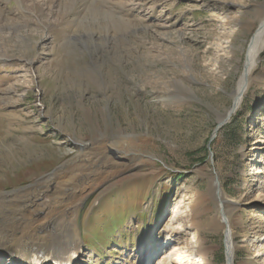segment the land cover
<instances>
[{"label":"rangeland","instance_id":"rangeland-1","mask_svg":"<svg viewBox=\"0 0 264 264\" xmlns=\"http://www.w3.org/2000/svg\"><path fill=\"white\" fill-rule=\"evenodd\" d=\"M96 2L54 13L0 0V195L50 181L82 154L79 140L146 135L144 161L78 208L80 242L102 246L80 243L73 264H175L196 238L224 264L215 178L229 201L234 264H264V46L240 105L220 122L264 0ZM199 195L209 199L192 228Z\"/></svg>","mask_w":264,"mask_h":264},{"label":"bare ground","instance_id":"bare-ground-1","mask_svg":"<svg viewBox=\"0 0 264 264\" xmlns=\"http://www.w3.org/2000/svg\"><path fill=\"white\" fill-rule=\"evenodd\" d=\"M27 1H30V4L26 5ZM14 2L17 10H26L29 6L36 8L38 4L37 7L42 10L47 5L51 6L49 11L55 13L57 11L55 8L59 5L68 11L81 7L90 10L96 0H14ZM80 2L84 4L81 5ZM52 7L55 8L52 9ZM34 13L40 18L36 11ZM99 14L101 15L100 11ZM113 18H115L114 15ZM226 22L222 23L223 29L227 28ZM19 28L18 25L13 28L15 33L22 32ZM263 46L264 16H261L247 47L244 70L233 93V105L220 122L226 121L228 115H231L240 105ZM226 47L222 45V48ZM121 135L113 140L104 137L96 138L92 142L79 140L82 154L62 164L59 171L56 169L49 174L50 181H40L18 192L0 195V264H34L30 259L33 253H41L49 262L61 260L75 248L79 243L76 214L87 194L144 161L142 150L150 138L137 134ZM61 171L63 172L60 173ZM212 190L218 196L220 202L218 204L221 207L219 219L226 232L224 241L226 262L224 264H234L237 244L234 240L235 234L230 223V216L225 210L229 201L223 196V189L218 178H215ZM208 199L201 195L197 197L193 211L191 208V213L187 215L189 227L195 228L197 216L202 209L206 210L204 204ZM194 242V245L188 247L189 252L190 249L192 250L190 254L193 256L190 257L188 252L186 255L179 256V260L173 258L171 261L182 264L185 258L196 259L194 261L200 264H214L212 262L214 245L210 246L198 238ZM175 255L178 257L179 254Z\"/></svg>","mask_w":264,"mask_h":264},{"label":"trees","instance_id":"trees-1","mask_svg":"<svg viewBox=\"0 0 264 264\" xmlns=\"http://www.w3.org/2000/svg\"><path fill=\"white\" fill-rule=\"evenodd\" d=\"M123 218V216L121 217V219ZM89 223V220L87 221V223L85 224V225H87ZM88 226V225H87ZM87 226L85 227H83V230H85L86 228H87ZM92 235V234H91ZM83 241H84V244L87 246V247H90V241L91 242H93V243H95V239H89V238H86V237H84V239H83Z\"/></svg>","mask_w":264,"mask_h":264},{"label":"water","instance_id":"water-1","mask_svg":"<svg viewBox=\"0 0 264 264\" xmlns=\"http://www.w3.org/2000/svg\"><path fill=\"white\" fill-rule=\"evenodd\" d=\"M230 111V110H229ZM229 116V115H228ZM60 166L59 167H57V168H54L50 173H52L53 171H55L56 169H57V171H59L60 169ZM46 176H48V174L46 175ZM17 190V189H16ZM18 191V190H17Z\"/></svg>","mask_w":264,"mask_h":264}]
</instances>
